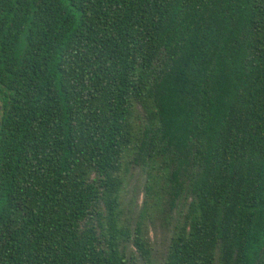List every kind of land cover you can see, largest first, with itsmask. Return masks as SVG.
Wrapping results in <instances>:
<instances>
[{
	"label": "trees",
	"instance_id": "16d2710c",
	"mask_svg": "<svg viewBox=\"0 0 264 264\" xmlns=\"http://www.w3.org/2000/svg\"><path fill=\"white\" fill-rule=\"evenodd\" d=\"M0 101V264H264V0H0Z\"/></svg>",
	"mask_w": 264,
	"mask_h": 264
},
{
	"label": "rangeland",
	"instance_id": "374dc122",
	"mask_svg": "<svg viewBox=\"0 0 264 264\" xmlns=\"http://www.w3.org/2000/svg\"><path fill=\"white\" fill-rule=\"evenodd\" d=\"M145 181V170L140 166L130 165L122 192L121 209L122 220L128 224L131 235L141 215ZM180 209L184 211V207L177 205L170 212L153 213L143 219L145 236L150 248L149 264H162L177 219V211ZM125 256L131 257L134 264H146L134 247L132 239L125 244Z\"/></svg>",
	"mask_w": 264,
	"mask_h": 264
},
{
	"label": "flooded vegetation",
	"instance_id": "af4514ba",
	"mask_svg": "<svg viewBox=\"0 0 264 264\" xmlns=\"http://www.w3.org/2000/svg\"><path fill=\"white\" fill-rule=\"evenodd\" d=\"M2 108H3V104H2V102L0 101V113L2 112Z\"/></svg>",
	"mask_w": 264,
	"mask_h": 264
}]
</instances>
